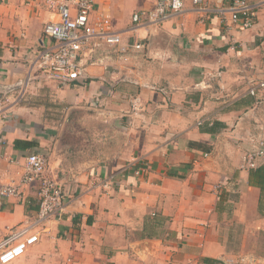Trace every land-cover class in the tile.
Returning a JSON list of instances; mask_svg holds the SVG:
<instances>
[{
  "label": "crops",
  "instance_id": "crops-1",
  "mask_svg": "<svg viewBox=\"0 0 264 264\" xmlns=\"http://www.w3.org/2000/svg\"><path fill=\"white\" fill-rule=\"evenodd\" d=\"M152 6L153 0H95L97 13L109 15L113 31L130 44L129 55L121 59L109 48L110 61L57 83L44 80L31 61L53 44L42 27L58 14L46 0H0L1 85L27 80L4 104L0 170L18 179L16 160L46 154L47 172L64 183L68 199L45 231L34 228L39 241L9 264H264V205L243 166V156L264 141V89L248 91L263 76L264 6L250 28H228L215 12L201 19L190 3L157 27L133 23L135 12ZM147 38L144 51L132 47ZM88 104L97 124L101 113L118 120L126 133L119 152L88 154L62 142L63 122L53 120L54 112L82 115ZM139 159L150 169L137 176ZM32 186L5 199L0 241L34 221Z\"/></svg>",
  "mask_w": 264,
  "mask_h": 264
},
{
  "label": "built area",
  "instance_id": "built-area-1",
  "mask_svg": "<svg viewBox=\"0 0 264 264\" xmlns=\"http://www.w3.org/2000/svg\"><path fill=\"white\" fill-rule=\"evenodd\" d=\"M187 3L191 4L192 10L201 13V19L208 12L219 14L224 26L228 28L235 23H240L244 28L252 27L259 8L264 6V0H219L211 6L208 0H153L152 8L135 12L132 21L136 25H155L184 11ZM46 4L58 14L57 20L47 22L42 27L44 34L53 40V44L38 51L31 65L47 80L67 83L84 77L87 66L101 62L100 58L92 57L101 43L113 46L121 55L127 54L130 45L124 43L122 36L111 29L109 15L97 13L94 0H46ZM140 46L137 43L132 45L134 48ZM26 86V79L19 78L3 85L0 81V88L9 92L24 89ZM259 89H264V70L262 78L251 81L248 87L250 95H256ZM2 97L4 95L0 94V119L4 120L6 111ZM132 104L133 108H137L139 98H134ZM263 158L264 141H259L256 148L243 156V166L254 169ZM16 164L21 166L18 179L7 180L0 170V208L5 199L18 197L28 185L37 184L38 210L34 221L12 231L0 241V264H9L24 255L39 241L40 231L46 230L45 224L60 217L68 204L64 183L47 172V159L43 154L28 153L16 160ZM144 172H147L145 166L134 171L137 176ZM107 180L102 181V185L107 186ZM215 189L220 191L221 185H216ZM40 226H43L40 231L33 232L35 227Z\"/></svg>",
  "mask_w": 264,
  "mask_h": 264
},
{
  "label": "rangeland",
  "instance_id": "rangeland-1",
  "mask_svg": "<svg viewBox=\"0 0 264 264\" xmlns=\"http://www.w3.org/2000/svg\"><path fill=\"white\" fill-rule=\"evenodd\" d=\"M110 19H111V17H110ZM161 23L152 25V27H155V26L157 27ZM111 25H112V21H111ZM111 25H110V27H111ZM146 25H148V24H146ZM111 29H112V27H111ZM149 41L150 40L147 38L146 43L144 41H142V42H135V43L133 42V44L137 43V44L141 45L139 48H135V49L139 50V52H142L146 49L147 44H149ZM124 43L129 44L128 42H125V41H124ZM99 47H101L100 53L98 51H96L95 54L92 55V57L94 59L100 58L101 62H99L97 64H102L104 62V59L106 61H110V59L113 58V57H111V55L114 54V51L109 50V48H114V47L109 46L105 43H101V45ZM139 52H137V53H139ZM126 55L127 56L129 55V51L127 52V54L120 55L121 59L123 56H126ZM146 55H149V56H146L147 59L151 58L152 60H154V59L158 60V57L154 56V53L146 52ZM107 65H109V63H107ZM38 74L41 77H43L44 80H47V78L45 76H43V74H41L40 72H38ZM140 85L141 84H139V86ZM144 86H149V88L155 87V85H151V84L150 85L145 84ZM0 89H1L0 94L4 95V97H2V101H5V102H7L8 97L15 92V90H12L9 92L7 90H4L3 88H0ZM160 89L162 90L163 88H160ZM139 96L140 95L137 94V95L131 97V100L136 98V97L139 98ZM139 100H140V98H139ZM48 102L53 104V102L51 100H48ZM87 106H88V108L85 109L86 112L83 113L82 115L78 114L76 109H74V110L71 109L70 111H67L66 112L67 115L65 114L62 117L58 116V115H60V114H58V111L54 112L55 114L52 115L53 120L55 122H63V124L57 123V127H59L58 133H59V136H60L62 142L65 144L70 143L73 145V147L75 146L77 150H82L83 152L88 153V154H93L95 151H97V152L100 151V152H102L101 153V155H102V154H104V151H106V152L112 151V148H115V147H116L115 149L117 150V152H119L121 141L125 137L126 133L123 132V129H121L122 127H121V125H119L118 120H117V122H115L116 120L113 122H110L109 121L110 118H107V117H109V115L105 114V113H103V115H102V113H101L100 117L102 120H101L100 124L99 123L97 124V121L94 120L96 118H94V115H93L95 113L93 111L94 105L88 104ZM131 108H132V105H131ZM133 109H132L133 111H138V108H133ZM8 115L9 114H6V117L4 120L9 119ZM107 119L109 122L106 121ZM96 129H98V130L95 131L96 133L94 134L93 131ZM113 144H117L119 146H116ZM83 145L85 146L84 148L80 147ZM72 149L76 150L75 148H72ZM135 160H136V158L134 159V161ZM144 166L146 167V170L149 171L150 168H147V167H149L147 161H145V159L144 160L139 159V163L136 164V167H134L133 170L135 171V169H137V168L143 169ZM32 185L33 184L28 185L27 187L28 188L33 187ZM34 185L36 186L37 184H34ZM36 188L38 190V186H36Z\"/></svg>",
  "mask_w": 264,
  "mask_h": 264
},
{
  "label": "trees",
  "instance_id": "trees-1",
  "mask_svg": "<svg viewBox=\"0 0 264 264\" xmlns=\"http://www.w3.org/2000/svg\"><path fill=\"white\" fill-rule=\"evenodd\" d=\"M18 143L20 142L17 141ZM24 144L30 145L29 142ZM249 183L260 189L259 208L262 209L264 205V163L261 162L256 168L250 170Z\"/></svg>",
  "mask_w": 264,
  "mask_h": 264
}]
</instances>
